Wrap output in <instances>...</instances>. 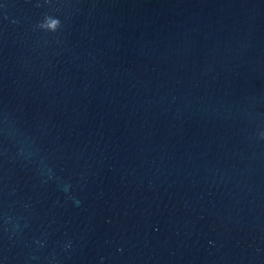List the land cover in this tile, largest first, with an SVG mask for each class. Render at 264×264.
Returning <instances> with one entry per match:
<instances>
[{
    "label": "water",
    "instance_id": "obj_1",
    "mask_svg": "<svg viewBox=\"0 0 264 264\" xmlns=\"http://www.w3.org/2000/svg\"><path fill=\"white\" fill-rule=\"evenodd\" d=\"M0 264H264V0H0Z\"/></svg>",
    "mask_w": 264,
    "mask_h": 264
},
{
    "label": "clouds",
    "instance_id": "obj_2",
    "mask_svg": "<svg viewBox=\"0 0 264 264\" xmlns=\"http://www.w3.org/2000/svg\"><path fill=\"white\" fill-rule=\"evenodd\" d=\"M41 27H46V25H43V24H42Z\"/></svg>",
    "mask_w": 264,
    "mask_h": 264
}]
</instances>
